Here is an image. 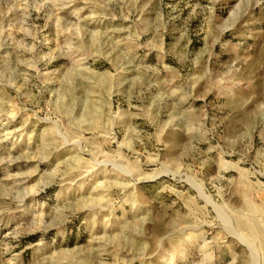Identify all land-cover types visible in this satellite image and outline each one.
Masks as SVG:
<instances>
[{"label": "rangeland", "instance_id": "obj_1", "mask_svg": "<svg viewBox=\"0 0 264 264\" xmlns=\"http://www.w3.org/2000/svg\"><path fill=\"white\" fill-rule=\"evenodd\" d=\"M0 264H264V0H0Z\"/></svg>", "mask_w": 264, "mask_h": 264}, {"label": "bare ground", "instance_id": "obj_2", "mask_svg": "<svg viewBox=\"0 0 264 264\" xmlns=\"http://www.w3.org/2000/svg\"><path fill=\"white\" fill-rule=\"evenodd\" d=\"M127 186V185H126ZM199 190H200V193H202V189L199 187ZM251 229H252V233H255L256 234V232H255V229H253L252 227H251Z\"/></svg>", "mask_w": 264, "mask_h": 264}]
</instances>
